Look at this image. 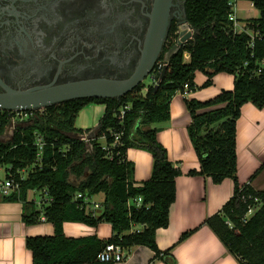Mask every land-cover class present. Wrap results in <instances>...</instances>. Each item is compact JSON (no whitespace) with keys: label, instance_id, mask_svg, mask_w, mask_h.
<instances>
[{"label":"trees","instance_id":"1","mask_svg":"<svg viewBox=\"0 0 264 264\" xmlns=\"http://www.w3.org/2000/svg\"><path fill=\"white\" fill-rule=\"evenodd\" d=\"M251 1L259 9L258 17L248 19L260 32L253 45L248 33L233 32L228 0H186L187 19L195 33L172 58L158 86L141 85L119 98L88 97L50 105L18 124L9 139L0 138V164L6 166L7 177L14 175L21 181L20 192L3 199L22 200L27 206L28 191L44 187L52 198L43 214L54 224V234L26 238L34 264H115L97 258L108 243L125 250L145 245L155 251L151 262L177 264L175 246L197 228L183 232L166 250L158 247L156 233L170 223L176 178L182 174L170 160L159 132L160 124L171 119L170 104L176 93H184L185 84L190 91L199 88L195 82L198 71L208 77L202 87L212 85L218 73L234 75L233 89H223L206 101L184 99L192 118L188 133L201 164L200 170L192 169L189 174L211 177L215 183L226 178L234 182L233 196L203 224L240 264H264V189L252 183L264 170V163L244 184L238 175L237 122L242 106L251 102L264 108V0ZM185 51L190 53L188 59ZM91 102L104 103V115L95 128L76 127L78 113ZM8 116V111L0 114V135L6 130ZM37 134L46 142L40 159ZM130 147L153 155L151 176L141 184H136L135 163L127 157ZM26 168H30L28 176L21 179L19 170ZM100 192L105 194L102 212L88 213L84 197ZM79 193L83 196L77 197ZM139 196L143 197L141 205L133 201ZM23 218L26 223L41 221L40 212L24 213ZM66 221L91 226L109 222L113 235L108 239L70 237L64 232ZM138 224L143 228L133 229Z\"/></svg>","mask_w":264,"mask_h":264},{"label":"flooded vegetation","instance_id":"2","mask_svg":"<svg viewBox=\"0 0 264 264\" xmlns=\"http://www.w3.org/2000/svg\"><path fill=\"white\" fill-rule=\"evenodd\" d=\"M185 10L186 0H0V93L142 72L128 93L158 86Z\"/></svg>","mask_w":264,"mask_h":264},{"label":"crops","instance_id":"3","mask_svg":"<svg viewBox=\"0 0 264 264\" xmlns=\"http://www.w3.org/2000/svg\"><path fill=\"white\" fill-rule=\"evenodd\" d=\"M239 17L242 19L240 15ZM207 78L206 74L198 71L195 82L199 88L188 94L176 93L170 104L171 119L160 124V141L167 148L170 160L182 169V174L176 178L177 193L176 200L170 207V223L167 227L158 228L156 242L161 250H166L178 242L183 232L197 228L188 239L175 246L173 253L177 264H240L214 231L203 224L208 217L220 212L233 196V180L226 178L221 183H215L211 177L189 174L192 169L200 170L201 164L188 133L192 118L185 105V97L206 101L223 89L234 88L232 74L218 73L214 76L212 85L202 87ZM105 110L104 103L91 102L85 105L78 113L76 127L95 128ZM5 133L6 131L0 138L4 139ZM237 152L238 175L240 182L244 184L264 163V108L259 109L251 102L242 106V114L237 122ZM127 157L135 163L136 184L150 178L153 166L151 152L130 147ZM2 170L5 171V178L6 166L2 165L0 173ZM29 171L30 168H26L22 174ZM258 179L256 177L252 182L256 188ZM37 192L39 191H28L27 206L22 200L3 199L4 194L0 193V264H34L33 252L26 246L27 236L54 234L52 222L26 223L23 218L24 213L31 211L43 214L45 206L41 199L36 198ZM104 199L103 192L90 196L92 204L100 205L95 209L96 215L102 212ZM142 228L141 224L133 227L137 230ZM64 232L70 237L97 235L101 239H108L113 235V227L109 222L91 226L83 222L66 221ZM154 255L155 251L150 247L136 245L125 250L124 260L116 264H166L160 260L151 262Z\"/></svg>","mask_w":264,"mask_h":264},{"label":"water","instance_id":"4","mask_svg":"<svg viewBox=\"0 0 264 264\" xmlns=\"http://www.w3.org/2000/svg\"><path fill=\"white\" fill-rule=\"evenodd\" d=\"M179 24L181 31L178 34L179 37L177 38L175 48L182 47L195 33V30L190 28L186 10ZM161 43L162 41L160 40L158 49ZM167 61H169V58ZM168 67L169 64L164 66L160 77L161 79L164 78ZM144 76L145 72H142V74L139 73L127 80L100 77L59 85H43L26 90H16L6 87V91L0 93V108L3 110H31L46 108L50 105L59 104L74 98H119L134 89Z\"/></svg>","mask_w":264,"mask_h":264},{"label":"built area","instance_id":"5","mask_svg":"<svg viewBox=\"0 0 264 264\" xmlns=\"http://www.w3.org/2000/svg\"><path fill=\"white\" fill-rule=\"evenodd\" d=\"M238 1L239 0H228V5H229V19L231 21V28L233 30L234 33H242V32H246L251 36V45H253V41L255 39L256 36L260 35V32L258 30H255V28L252 26L251 22H249V20H243L239 17V8H238ZM190 28L193 30V28L190 26ZM179 34V33H178ZM179 37V36H178ZM177 37V38H178ZM184 57L185 59H188L190 57V53L188 51H185L184 53ZM167 64V62L165 60H161L157 66H156V77L159 76L160 72L163 70L164 66ZM260 72V71H259ZM185 90L184 93L188 94L190 92L189 90V84H185ZM40 111L43 110L42 109H25V110H3L0 108V114L4 111H8L9 113V122L7 124L6 128H10L11 132L13 133L14 129L16 128V126L18 124L27 122L29 119H31L32 117L35 116L36 111ZM121 114H124V109L121 111ZM11 133V134H12ZM36 144L38 145L39 148V159L40 156L42 154L44 145H45V141L42 137V135L37 134L36 135ZM119 136H117V140H118ZM2 165L0 164V169H1ZM24 171V169L19 170V174L21 175V179L22 178H26L28 176V173L22 174V172ZM21 189V181L17 180L16 177L14 175H11L9 177H5L4 179H2L0 177V193H3L4 195H9L12 192H20ZM41 202L44 204V206H47L50 204L52 198L49 195V190L47 187H44L41 191ZM83 194L79 193L77 195V197H82ZM85 208L86 211L88 213H93L96 214L95 209L100 207L99 204L97 203H93L90 201V197L89 196H85ZM133 201H135V203L137 205H141L143 203V197L139 196L137 198H135ZM129 204H131V202H129ZM102 206V205H101ZM254 208L250 209V214L254 212ZM41 221H47L46 216L44 214L41 215ZM124 256H125V249L119 245V244H115V243H108L106 244V246L97 254V258L101 261H113L115 264L116 263H120L124 260Z\"/></svg>","mask_w":264,"mask_h":264},{"label":"rangeland","instance_id":"6","mask_svg":"<svg viewBox=\"0 0 264 264\" xmlns=\"http://www.w3.org/2000/svg\"><path fill=\"white\" fill-rule=\"evenodd\" d=\"M238 8L241 11L239 12V15L242 17L243 20H247L248 18L251 17H257L259 15V9L254 5L253 1L251 0H239L238 1ZM147 88L143 90V93H146ZM6 133L4 139H9L11 136V129L6 128ZM1 178L4 179L5 176V171L2 170L1 173ZM258 179V187L257 189H264V170L257 176ZM37 199H41V192H37L36 194ZM255 207L254 209H256Z\"/></svg>","mask_w":264,"mask_h":264}]
</instances>
